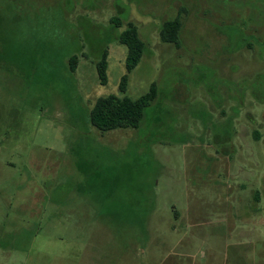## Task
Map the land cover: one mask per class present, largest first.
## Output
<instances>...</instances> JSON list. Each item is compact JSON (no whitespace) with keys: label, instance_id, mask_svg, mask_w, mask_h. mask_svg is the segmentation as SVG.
<instances>
[{"label":"rangeland","instance_id":"374dc122","mask_svg":"<svg viewBox=\"0 0 264 264\" xmlns=\"http://www.w3.org/2000/svg\"><path fill=\"white\" fill-rule=\"evenodd\" d=\"M129 22L158 96L104 133ZM0 264H264V0H0Z\"/></svg>","mask_w":264,"mask_h":264},{"label":"trees","instance_id":"16d2710c","mask_svg":"<svg viewBox=\"0 0 264 264\" xmlns=\"http://www.w3.org/2000/svg\"><path fill=\"white\" fill-rule=\"evenodd\" d=\"M111 23L117 28L123 27V23L118 17H113ZM182 26L181 15L165 21L160 31L161 41L179 47ZM119 42L128 49L126 57L127 74L121 78L120 94L98 98L90 112L91 124L104 133L121 128H139L146 109L158 96L156 84H152L149 91L138 99H131L126 96L129 83L128 74L134 71L142 61L146 44L140 38L138 27L131 22L127 23L126 28L121 32ZM108 57L109 51H103L102 57L97 63L98 75L102 85H106L108 82ZM78 64V56L75 55L69 59L72 72L77 71Z\"/></svg>","mask_w":264,"mask_h":264}]
</instances>
